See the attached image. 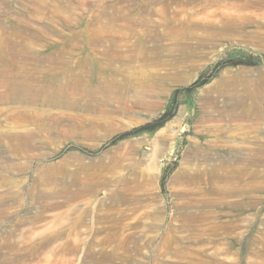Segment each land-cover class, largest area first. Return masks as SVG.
Wrapping results in <instances>:
<instances>
[{"label": "rangeland", "instance_id": "obj_1", "mask_svg": "<svg viewBox=\"0 0 264 264\" xmlns=\"http://www.w3.org/2000/svg\"><path fill=\"white\" fill-rule=\"evenodd\" d=\"M5 41L20 80L117 95L53 129L0 97V132L35 145L0 141V264H264V0H0ZM81 200L104 228L33 229Z\"/></svg>", "mask_w": 264, "mask_h": 264}, {"label": "bare ground", "instance_id": "obj_2", "mask_svg": "<svg viewBox=\"0 0 264 264\" xmlns=\"http://www.w3.org/2000/svg\"><path fill=\"white\" fill-rule=\"evenodd\" d=\"M39 12V9H37ZM32 17V16H31ZM7 42V41H5ZM13 46L7 42L0 47V59L4 61L2 71L7 74L0 73V86L5 88L0 97L10 98L13 97V103L18 100L26 101L28 104L24 109L14 111V115L18 116L22 114L26 118H32L47 126L49 129L58 128L62 126V118L70 114V119H76L77 124L84 126L85 120L82 114H74V112H68V109L80 107L82 102H85V106L92 107L96 97L117 95L111 89L106 90L104 87L93 88L84 84L79 79L71 82H63L61 77L55 72L42 73L36 85H34L31 77H26L25 80L17 78L16 74L10 73L9 64L7 63V55L11 50L13 52ZM54 70V67H51ZM30 76V75H29ZM49 105L50 108H44ZM42 106V107H39ZM58 107L60 114L54 112ZM87 118V117H86ZM38 125V124H37ZM43 127V126H42ZM84 128V127H83ZM25 130V128H23ZM37 132V131H36ZM43 137H41L42 139ZM45 138V137H44ZM34 133L32 132H0V141L7 140L6 146L12 152L22 153L33 150L35 145L33 142ZM97 183H88L85 187L79 186L77 183V190L72 197L82 196L86 190H90L95 187ZM84 204L79 208V211L72 216H69L67 211H62L56 215L57 222L54 224L43 222L33 227L34 230H44L46 233L64 234V233H80V232H97L101 228H104V221L107 219V215L99 212L98 202L91 204L88 201V206L95 208L94 213L90 216V222L86 225L84 223L85 215L89 213L90 208L87 206V200H81ZM88 216V215H86ZM67 220V222L65 221ZM86 220V219H85ZM63 222L65 224H63ZM102 223V226L98 227L97 223ZM86 226H85V225ZM127 223L120 225V228H125ZM85 226L84 229L81 227ZM131 228L134 225H130ZM129 228V227H128ZM127 229V228H125Z\"/></svg>", "mask_w": 264, "mask_h": 264}, {"label": "trees", "instance_id": "obj_3", "mask_svg": "<svg viewBox=\"0 0 264 264\" xmlns=\"http://www.w3.org/2000/svg\"><path fill=\"white\" fill-rule=\"evenodd\" d=\"M241 62V61H240ZM232 64H238V62L236 63H232ZM206 81H203L201 84H204ZM163 123L162 122H155L153 125H150V127H146V129H149V130H154L155 128L159 127V126H162ZM130 133V132H129ZM127 134V133H126ZM124 136V135H123Z\"/></svg>", "mask_w": 264, "mask_h": 264}]
</instances>
